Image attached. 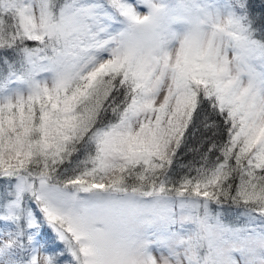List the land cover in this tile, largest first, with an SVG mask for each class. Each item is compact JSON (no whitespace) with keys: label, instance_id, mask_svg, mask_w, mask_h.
I'll list each match as a JSON object with an SVG mask.
<instances>
[{"label":"snow or ice","instance_id":"1","mask_svg":"<svg viewBox=\"0 0 264 264\" xmlns=\"http://www.w3.org/2000/svg\"><path fill=\"white\" fill-rule=\"evenodd\" d=\"M0 264H264V0H0Z\"/></svg>","mask_w":264,"mask_h":264},{"label":"trees","instance_id":"2","mask_svg":"<svg viewBox=\"0 0 264 264\" xmlns=\"http://www.w3.org/2000/svg\"><path fill=\"white\" fill-rule=\"evenodd\" d=\"M191 157H185V159H190Z\"/></svg>","mask_w":264,"mask_h":264}]
</instances>
